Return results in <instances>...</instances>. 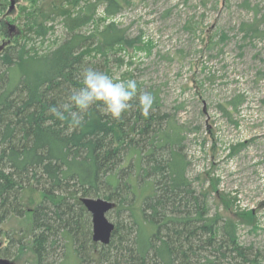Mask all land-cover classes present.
Returning a JSON list of instances; mask_svg holds the SVG:
<instances>
[{
    "label": "trees",
    "instance_id": "1",
    "mask_svg": "<svg viewBox=\"0 0 264 264\" xmlns=\"http://www.w3.org/2000/svg\"><path fill=\"white\" fill-rule=\"evenodd\" d=\"M128 2L87 1L64 16L65 37L44 54L30 53L19 41L23 33L0 48V234L11 216L30 219L28 240L5 236L0 257L16 258V264H258V251L238 242L235 221L210 214L208 192L192 185L181 128L160 112L158 89L138 90L118 120L94 105L76 129L48 112L80 86L86 67L105 72L112 51L138 40L114 21L92 34L79 32L98 4L115 16ZM28 23L35 27L29 30L47 33L35 18ZM240 25L246 35L261 33L257 18ZM3 30L9 36L5 24ZM143 92L155 97L147 117L137 104ZM237 103L228 105L236 109ZM220 109L228 114L226 105ZM28 186L41 195L29 212L23 201ZM82 197L111 201V210L128 213L130 225L117 224L106 245L93 242Z\"/></svg>",
    "mask_w": 264,
    "mask_h": 264
},
{
    "label": "rangeland",
    "instance_id": "2",
    "mask_svg": "<svg viewBox=\"0 0 264 264\" xmlns=\"http://www.w3.org/2000/svg\"><path fill=\"white\" fill-rule=\"evenodd\" d=\"M13 1L10 10L11 0H0V48L14 39L12 35L23 33L19 41L37 54L51 51L65 37L64 16L94 2ZM50 4L57 9L49 11ZM94 12L93 19L79 27L80 33L92 34L114 21L128 38L138 39L112 51L105 72L135 79L138 90H159L160 112H167L181 128L192 185L208 192L210 214L235 221L238 242L258 251V264H264V0H129L115 16H106L100 4ZM46 13L47 19L42 16ZM31 18L46 26L47 33L33 31ZM254 18L260 21L261 33L244 34L240 24ZM7 23L13 26L9 37L3 30ZM116 58L122 63L114 62ZM231 101H238L236 109L228 105ZM224 105L228 114L220 109ZM23 199L29 212L41 195L28 186ZM106 218L123 229L130 225L126 211L110 210ZM1 228L0 245L5 236L28 240V214L11 216ZM0 260L16 264V258Z\"/></svg>",
    "mask_w": 264,
    "mask_h": 264
},
{
    "label": "clouds",
    "instance_id": "3",
    "mask_svg": "<svg viewBox=\"0 0 264 264\" xmlns=\"http://www.w3.org/2000/svg\"><path fill=\"white\" fill-rule=\"evenodd\" d=\"M135 79L113 78L104 71L86 67L81 73L80 86L74 88L64 103L48 107V112L60 121H67L72 129L83 127L85 116L94 105H101L105 114L114 120L121 118L137 96ZM155 102L151 92L140 93L137 104L141 114L147 117Z\"/></svg>",
    "mask_w": 264,
    "mask_h": 264
},
{
    "label": "water",
    "instance_id": "4",
    "mask_svg": "<svg viewBox=\"0 0 264 264\" xmlns=\"http://www.w3.org/2000/svg\"><path fill=\"white\" fill-rule=\"evenodd\" d=\"M13 6L14 1L11 0L9 9L11 10ZM9 26L13 27L10 24ZM80 201L91 216L93 242L108 244L115 225L106 218V213L113 208V203L102 198L91 197H82Z\"/></svg>",
    "mask_w": 264,
    "mask_h": 264
},
{
    "label": "flooded vegetation",
    "instance_id": "5",
    "mask_svg": "<svg viewBox=\"0 0 264 264\" xmlns=\"http://www.w3.org/2000/svg\"><path fill=\"white\" fill-rule=\"evenodd\" d=\"M6 26H7V32H8V31H10V30H13V27L9 26V24H8V23H7V25H6ZM8 35H9V34H8ZM10 35H11V34H10ZM10 35H9V36H10ZM9 36H8V37H9ZM1 48H2V47H1Z\"/></svg>",
    "mask_w": 264,
    "mask_h": 264
}]
</instances>
